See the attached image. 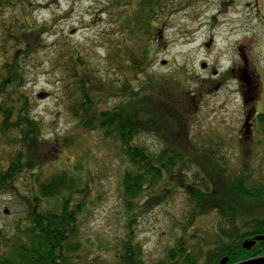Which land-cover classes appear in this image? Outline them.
<instances>
[{
    "label": "trees",
    "instance_id": "16d2710c",
    "mask_svg": "<svg viewBox=\"0 0 264 264\" xmlns=\"http://www.w3.org/2000/svg\"><path fill=\"white\" fill-rule=\"evenodd\" d=\"M6 1L0 0V8H6ZM102 2L98 15H105L101 22L107 25V33L97 46L104 51L101 62L61 39L55 40L59 50L54 49L52 56L62 70V99L70 117L86 134L98 133L103 141L117 143L127 161L120 178L122 206L129 218L124 226L127 233L113 242L108 259L95 257L83 245L80 232V219L94 204L89 172L74 165L71 171L44 173V163L33 157L31 142L39 138L41 127L26 116L30 104L15 72L36 48H45L39 36L46 27L31 22L28 12L20 22L11 17L0 23V49L4 50L0 54V146L16 150L1 155L5 159L0 166V194H15L21 180L25 182L21 197L27 206L26 217L15 223L14 232L0 230V240L5 242L0 264H145L134 235L136 218L151 201H166L178 192H185L186 200L172 227L176 237L163 259L154 264H219L224 259L226 264H238L253 255L263 257L264 157H254L264 150V113H255L253 141L240 138L238 131L234 137L216 131L203 142L198 136L192 138L194 99L179 88L175 96L171 93L174 97L169 96L160 90L159 81L145 76L152 37L162 21L159 15L172 9V1ZM258 18L264 24V17ZM139 133L160 138L162 134L161 151L150 153L136 145ZM68 145L63 141L65 148ZM228 146L236 147L241 156L246 149L243 160L251 165L245 167L241 156L240 161L226 154ZM201 168L203 177L198 176ZM190 169L196 172L187 176ZM211 214L213 225L195 226L200 217ZM257 237L263 240L249 251L242 248L244 241Z\"/></svg>",
    "mask_w": 264,
    "mask_h": 264
},
{
    "label": "rangeland",
    "instance_id": "374dc122",
    "mask_svg": "<svg viewBox=\"0 0 264 264\" xmlns=\"http://www.w3.org/2000/svg\"><path fill=\"white\" fill-rule=\"evenodd\" d=\"M171 1L169 7L172 9L165 15H159L162 21L152 37L153 51L145 76L159 81L160 90L169 96L174 97L179 88L185 96L194 99L195 115L189 128L192 138L198 136L203 142L214 137L216 131L234 137L243 108L237 83L227 72L236 62L235 46L239 42L244 46L239 54L251 56L247 68L250 74L254 66L260 69L259 77L254 75L253 78L254 87L257 86V112L264 113V24L258 18L260 15L264 17V0H178L177 5L175 0ZM7 2L10 5H5ZM6 3V8H0V23H7L11 17L20 22L29 12L31 22L46 27L39 36L45 48H36L29 58L23 60L21 69L15 72L21 78V92L29 100L26 116L33 118L41 127L39 138L31 142L34 148L31 152L34 159L44 163V173L71 171L74 165H81L84 173L86 170L89 172L94 204L80 219L81 239L95 257L108 259L113 242L127 233L124 226L129 218L120 197V178L127 161L119 154L117 143L103 141L98 133L86 134L70 117L62 99V70L55 66L57 57L52 56L54 49L59 50L54 45L55 40L61 39L101 62L104 51L97 46L103 34L107 33V25L101 22L105 15H98L103 2L7 0ZM247 36L252 38L246 39ZM3 51L0 49V54ZM218 81L223 84L216 90ZM112 103L111 99L106 106L111 108ZM160 136L139 133L135 142L150 153H158L163 145V135ZM63 141L69 142L67 148ZM228 147L226 154L236 160L241 157L243 160L247 153L242 149L241 156L236 147ZM14 151L15 148L0 146V166L4 164L1 155L7 156ZM255 156L254 159L260 160L258 158L264 157V150ZM244 164L245 167L251 165L249 160H243ZM195 172L196 169H190L187 176ZM198 172V176L203 177V169H198ZM17 184L15 194H0V230L3 234L14 232L15 223L26 217L27 206L21 197L25 182L20 180ZM97 195H101L99 201L95 199ZM185 200V192H178L166 201H151L138 214L134 235L145 264L159 262L165 249L173 244L176 236L172 227L183 213ZM145 201V198L141 199L140 204ZM214 220V215H206L200 217L195 226L205 229L213 225ZM4 243L0 240V253L4 251Z\"/></svg>",
    "mask_w": 264,
    "mask_h": 264
},
{
    "label": "flooded vegetation",
    "instance_id": "af4514ba",
    "mask_svg": "<svg viewBox=\"0 0 264 264\" xmlns=\"http://www.w3.org/2000/svg\"><path fill=\"white\" fill-rule=\"evenodd\" d=\"M250 39L252 37L247 36ZM237 48V59L235 64L231 66L230 70L227 72L228 75H231L233 80L237 83L239 94V99L242 105V119L239 124L238 134L240 138H244V140L250 139L253 141L254 135L256 134V124L254 122L255 113H257V86H255V79L253 78L254 75L259 77V70L256 66L253 68L252 74H250L249 70L247 69L249 66V61L251 56L245 57L242 54H239V51L244 48V46L240 45V42L235 46ZM204 65V64H203ZM253 67V65H252ZM236 73V74H235ZM224 83V80H223ZM222 82H217L215 89H219L220 86L223 84ZM216 89V90H217ZM256 244V243H255ZM255 244L251 247L253 248ZM260 258V257H256ZM253 255L252 259H256ZM252 260L251 258H248ZM246 261H248L246 259ZM244 262V261H243Z\"/></svg>",
    "mask_w": 264,
    "mask_h": 264
},
{
    "label": "water",
    "instance_id": "95a60500",
    "mask_svg": "<svg viewBox=\"0 0 264 264\" xmlns=\"http://www.w3.org/2000/svg\"><path fill=\"white\" fill-rule=\"evenodd\" d=\"M262 240H263V237H257L255 240L244 241L242 244V248L244 250L249 251L251 249V247L256 243V241H262ZM226 263H227V259H224L219 264H226ZM238 264H264V256L260 257V258L244 261V262H241Z\"/></svg>",
    "mask_w": 264,
    "mask_h": 264
}]
</instances>
